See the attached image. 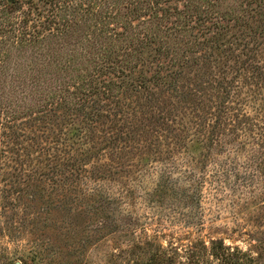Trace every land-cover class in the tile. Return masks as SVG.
<instances>
[{"label":"rangeland","instance_id":"obj_1","mask_svg":"<svg viewBox=\"0 0 264 264\" xmlns=\"http://www.w3.org/2000/svg\"><path fill=\"white\" fill-rule=\"evenodd\" d=\"M160 4L106 58L73 31L45 81L82 94L0 112V264H264V0Z\"/></svg>","mask_w":264,"mask_h":264},{"label":"trees","instance_id":"obj_2","mask_svg":"<svg viewBox=\"0 0 264 264\" xmlns=\"http://www.w3.org/2000/svg\"><path fill=\"white\" fill-rule=\"evenodd\" d=\"M23 1L27 5L26 8L21 6L24 2L21 3L19 0L10 2L0 0V112L8 119H15L35 109L41 113L48 102L71 99L72 95L82 94V90L79 91V89L78 93L68 90L72 87L68 82L75 83L70 76H66L65 80L61 78L62 80L54 85L52 83L48 85L45 81V75L49 70L52 72H49V76L54 78L58 72L62 73L60 71H65L66 74L75 61H79L75 64L77 66L83 62L77 51L79 48L71 41L75 37L76 32L73 31H76V28L83 27L81 33L85 37L88 32L94 38L97 37L98 40L94 43L96 51L104 52L96 53V55L101 58H106L105 55H107L105 43H109L110 48L116 41L121 43L123 40L124 42L135 40L132 27L129 24L124 25L121 20L132 11L130 7L121 5L120 2L123 0H46L50 6L46 15L38 9L34 0ZM129 1L133 7L132 13L136 15L138 12H145L146 9H154L153 6H160V2L165 3L171 0ZM194 3L190 5L193 7ZM112 9L116 10V14H112ZM154 12L161 13L160 18H163L165 14L168 15L169 9L159 8L156 11L155 8ZM202 15V17L199 16L200 23L206 20L203 19L207 13ZM105 18L122 23L123 30L120 33L111 34L113 28L107 31L108 22ZM158 18L156 16L155 20ZM43 23L45 25L42 26ZM142 24L148 27L152 21ZM43 29L47 30V38L44 41L47 45L40 46ZM69 29H72V32H67ZM105 34L106 37L99 38ZM88 62L94 63L90 60ZM71 71L75 72L73 77L77 78V85L82 89L85 88V78L90 74H83L82 70ZM63 80L64 83H62ZM220 250L221 247H217L215 252L220 254ZM240 262L238 261L237 264H241Z\"/></svg>","mask_w":264,"mask_h":264}]
</instances>
